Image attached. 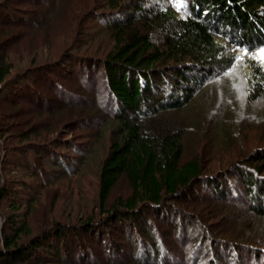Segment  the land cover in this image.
<instances>
[{
	"label": "trees",
	"instance_id": "trees-1",
	"mask_svg": "<svg viewBox=\"0 0 264 264\" xmlns=\"http://www.w3.org/2000/svg\"><path fill=\"white\" fill-rule=\"evenodd\" d=\"M30 1L0 0V23L14 30L23 22L36 18L34 10L19 6ZM105 1L103 8L108 11H103L100 18L114 29L115 47L101 65L97 59L86 62L91 58L66 51L46 64L12 73L13 67L0 53V99L13 104L36 101L35 105L42 108L45 103L58 101L33 89L35 84L46 83L49 79L51 85L53 80L63 83L68 80L67 72L78 75L80 71L83 74L87 71L86 76L90 79L94 68L103 66L108 86L106 101L109 108L116 111L113 117L116 135L99 175L100 199L102 203L106 202L121 176L128 178L132 195L118 199L109 209L110 215L101 220L89 218L81 226L56 222L35 236L31 235L26 217L19 224L16 222L18 215L7 217L11 233L4 234L0 264L60 261L63 244L66 253L69 248L74 252L78 247L85 253L84 245H71L75 242L68 237V232L85 231L99 244L106 245L111 240L108 254L114 256L115 252L123 251L119 238L116 239L122 231V226L117 225L119 221L130 230L129 238L131 232L137 233L140 245L133 255L135 264H177L180 256L172 254L163 239L169 231L161 236L156 225L149 221L153 215L174 228L175 224L169 221V213L173 210L180 222L178 238L185 250L183 255H189V261L198 264L201 254L195 248L189 251L186 243L189 240L185 237L186 223L183 221L186 213L180 214L182 210L174 202L198 200L197 194L209 192L213 200L244 198L251 212L264 216V146L243 161L230 165L222 175L212 176L204 173L203 165L197 159L180 163L183 148L177 136H155L147 132L144 124L149 116L165 110H179L191 103L199 92L196 90L237 66L245 74L247 98L256 101L264 96V62L256 57L264 48V0ZM29 23L39 27L37 23ZM155 32L161 46L154 41ZM78 63L82 66L78 67ZM53 74L56 76L51 79ZM63 91L67 92V89L61 88L57 94L60 96ZM21 135L28 133L25 131ZM24 136L19 140L27 141ZM51 146L53 143L35 142L17 148L3 146L0 153L2 148L3 154H8L10 149V153H22L28 161V156L34 160L40 154H46ZM1 186L0 201L13 195L12 189L9 193L5 185ZM26 207L29 210L28 204ZM12 208L17 210L18 207L13 205ZM109 229L110 240L102 238ZM147 232H150L149 236ZM145 236L153 240L147 244L145 240L149 239ZM221 239H212V257L200 264H225L224 258L231 260L232 253L237 258L242 257L236 253L239 249L235 243ZM217 245L221 248L219 251ZM256 254L261 253L257 250Z\"/></svg>",
	"mask_w": 264,
	"mask_h": 264
},
{
	"label": "rangeland",
	"instance_id": "rangeland-1",
	"mask_svg": "<svg viewBox=\"0 0 264 264\" xmlns=\"http://www.w3.org/2000/svg\"><path fill=\"white\" fill-rule=\"evenodd\" d=\"M105 3V0H32L19 5L22 9L34 10L36 18L23 22L14 30L0 23L1 56L13 67L12 73L46 64L66 51L91 58L86 62L97 59L101 65L115 47L114 29L100 18L103 11H108L103 8ZM29 22L39 27L30 26ZM153 38L161 46L157 32ZM256 57L264 62V48ZM66 74L69 77L63 83L53 80V86L49 79L33 87L57 103H45L38 108L36 101L13 104L0 99V149L3 146L23 147L33 142L53 143L46 154L34 160L28 156V161L22 153L12 154L10 149L8 154H3L2 148L0 186L5 185L9 193L12 189L13 195L0 201V246L4 234L11 233L7 217L12 215L19 216L18 224L26 217L31 235L35 236L56 222L81 226L89 218L101 220L110 215L109 209L118 199L132 195L128 178L121 176L106 202L100 199L99 175L116 135L113 119L116 111L109 108L106 101L108 86L103 66L94 68L90 79L87 71L86 74L82 71L78 75ZM55 76L53 74L51 79ZM61 88L67 92L59 96ZM196 91L199 92L191 103L179 110H165L149 116L144 124L147 132L155 136L179 138L183 148L180 163L197 159L205 174L220 176L230 165L243 161L264 146V96L256 101L247 98L245 74L238 66ZM25 131L28 135H21ZM20 136L27 141H20ZM199 194L201 196L196 195L198 200L174 202L182 210L180 214L186 213L183 215L185 237L189 238L186 243L189 251L195 248L201 254L198 264L211 259L212 239L221 238L235 243L239 249L236 253L242 255L237 258L232 253L231 260L224 258L225 264H264V216L251 212L244 198L221 201L213 200L209 192ZM12 203L17 210L12 208ZM26 204L30 211L26 210ZM169 215L174 228L153 215L149 221L156 225L161 236L169 231L166 238H162L168 250L180 256L177 264H192L189 255H183L185 250L178 238L179 219L174 210ZM118 224L122 231L116 239L120 240L122 252H115L114 256L108 254L110 229L102 235L110 240L106 245L92 241L85 231L68 232V237L75 242L71 245H84L85 253L80 247L74 252L67 248L66 253L63 244L61 260L53 259L44 264H135L133 255L140 245L137 233L131 232L129 238L130 230L121 221ZM148 236H145L149 239L145 240L147 244L153 240ZM257 250L260 255L256 254Z\"/></svg>",
	"mask_w": 264,
	"mask_h": 264
}]
</instances>
